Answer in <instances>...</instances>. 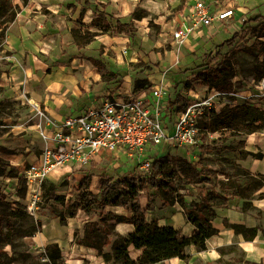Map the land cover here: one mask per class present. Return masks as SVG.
I'll use <instances>...</instances> for the list:
<instances>
[{"label": "rangeland", "instance_id": "rangeland-1", "mask_svg": "<svg viewBox=\"0 0 264 264\" xmlns=\"http://www.w3.org/2000/svg\"><path fill=\"white\" fill-rule=\"evenodd\" d=\"M101 1L114 3L115 9L111 12L116 17L134 22V39L113 26L108 33L97 35L92 43L78 49L73 44L71 28L78 25V20L90 23L93 17L90 10L81 17L82 0H28L26 4L22 0H12L19 6L15 20L4 36L0 34V216L3 217L0 260L5 264H119L113 260L105 262L95 249L78 244L76 239L84 234V224L88 220L101 223V217H108L109 212L129 215L125 207L107 206L103 213L96 208L79 210L74 218L63 224L56 215L65 212L66 207L53 204L44 197L47 187L53 183L57 193L65 195L66 203L75 200L78 192L73 186L86 174L94 175L91 190L96 193L103 175L118 179L133 174L145 187L140 195L144 210L149 204V194L156 193L154 209L146 210V220L172 225L184 236L192 233L194 227L186 220L180 203L166 206L161 196L147 185L153 168L148 178H142L136 163L110 153H105L101 161L89 167L54 173L44 182L37 200H34L22 177V170L41 153L40 131L50 129L47 125L50 120L60 121L68 114L78 112L80 99L86 94L102 96L114 91L135 92V81L148 79L153 85H163L169 98L175 96V93L171 94L173 80L168 74L159 73L157 66L169 70L189 65L228 35L238 33L243 38L236 42L235 50H224L227 56L237 59L238 74L231 82L230 93L215 98L217 111L227 102L235 104V98L237 103L248 102L264 110V87L252 74L257 60L240 48L244 43L249 46L264 43V37H256L248 30L247 22L250 16L264 13V0H218L219 6H234L236 16L229 23L218 21L211 27L200 28L183 43L177 42L174 29L187 0ZM126 2L128 6L124 7ZM92 29L96 30L95 27ZM94 59L102 61L107 71L116 75L120 71L126 72L124 80L108 81L98 72ZM189 85V89L181 92L189 99L211 93L210 87L191 78ZM208 119V114L201 117L202 128L208 127ZM255 133L263 139L254 144L249 135H234L229 130L209 132L205 148L199 144L193 152L163 143L155 159L175 155L181 159L178 164L185 160H201L204 165L216 169L221 179L227 175L236 176L238 172L232 164L246 165L245 160L241 164V148L236 146L241 141L247 150L263 155L261 159L253 155L247 158L256 163L263 160L264 165V131ZM175 166L171 161L164 162V169ZM11 167L16 168L18 178L9 176ZM133 168L136 170L130 172ZM174 183L179 192L184 193L188 205L199 197L201 185L187 183L179 177ZM24 187L26 191L22 196ZM244 201H230L225 206L216 201L213 224L218 233L207 240V249L197 251L191 246L187 261L175 257L163 264H264V198H254L253 208L247 212L241 208ZM224 219L246 227L257 226L258 234L252 241H246L242 235L235 234L233 228L226 227ZM116 230L126 234L128 227L119 224ZM53 243L60 247V256L55 260L49 256V246ZM108 250L111 251V247ZM129 252L136 259L141 250L131 246Z\"/></svg>", "mask_w": 264, "mask_h": 264}, {"label": "trees", "instance_id": "trees-1", "mask_svg": "<svg viewBox=\"0 0 264 264\" xmlns=\"http://www.w3.org/2000/svg\"><path fill=\"white\" fill-rule=\"evenodd\" d=\"M22 1L24 4L28 2V0ZM82 3L81 17L85 11L90 9L93 12V19L89 24L78 20V25L71 28L73 44L78 49L92 43L97 35L108 33L113 26L121 28V31L126 32L131 39H134L135 27L132 20L124 21L122 18L116 17L113 12L106 10L107 4L100 0H82ZM18 7V4H14L12 0H0V34L2 36L5 35L10 23L15 20ZM247 22L248 30L256 37H264V13L250 16ZM92 27H95L96 30H93ZM242 38L243 35L238 33L228 35L186 66L169 70L157 66L159 73L168 74L171 77L173 80L171 94H176L168 98L165 112L167 117H174L176 113L187 107L188 99L185 100L181 92L185 88L189 89L190 78L223 93H230L231 82L238 74V61L232 55L227 56L224 50L226 48L235 50L236 42L241 41ZM256 46H258L257 49ZM240 48L256 58L253 78L256 81H262L264 79V43L256 42L254 46L244 43ZM94 64L101 76L110 82H121L126 76V72L120 71L116 75L107 71L108 69L100 60L94 59ZM152 86L154 85L150 80L138 79L135 81L134 91L138 92ZM233 101H236L235 104L227 102L219 111L211 109L207 112L209 123L208 127L200 133L201 148H205L204 142L208 139L209 132L229 130L234 135L247 136L264 131V110L248 102L237 103L236 98ZM236 146L241 148L239 158L245 159L250 155L259 159L263 157L262 154H255L247 150L243 141ZM165 160L171 161L176 166L164 169ZM178 160L181 159L175 155L156 158L152 167L153 175L147 185L161 196L166 206L180 203L186 220L194 226L190 236H184L181 230L172 225H161L156 220H146V210L154 209L153 201L156 198V193L149 194V204L144 210L140 203V195L145 187L133 174L118 179L103 175L99 179L97 193L91 190L94 175L86 174L73 186L78 192L77 198L69 203H66L65 195L57 193L53 183L47 187L44 197L53 204H61L66 207L65 212L56 215L63 224H66L68 219L74 218L79 210L90 211L92 208H96L103 213L107 206H123L128 210L130 216L109 212L108 217H101V223L88 220L84 224V234L76 239L78 244L95 249L105 262L113 260L119 264H163L165 260L175 257L187 261L191 256L188 252L189 247L195 246L197 251H205L207 240L218 233V229L213 224L216 218L217 204L215 202L219 200L225 206L230 201L245 200L241 208L243 211H249L253 208L252 200L254 198H264L262 190L264 173L254 174L234 162L232 168L238 172L237 175H227L221 179L216 169L204 165L201 160H185L180 164H178ZM134 170L136 168L130 172ZM9 176L19 177L16 168L11 167ZM176 177L190 184L201 185L199 197L192 200L190 205L187 204L184 193H180L175 186L174 179ZM21 191L24 196L25 187ZM2 221L3 217L0 216V224ZM119 223L133 225L134 229L130 233L122 234L116 230V225ZM224 225L233 228L235 234L242 235L246 241L255 239L259 230L257 226L246 227L241 223H229L227 219H224ZM131 246L141 250L136 259L130 255L129 248ZM49 247L50 258L53 260L59 258L58 243H53ZM109 247H111V251L108 250ZM0 264H5V262L0 260Z\"/></svg>", "mask_w": 264, "mask_h": 264}, {"label": "built area", "instance_id": "built-area-1", "mask_svg": "<svg viewBox=\"0 0 264 264\" xmlns=\"http://www.w3.org/2000/svg\"><path fill=\"white\" fill-rule=\"evenodd\" d=\"M187 1L174 29L179 43L202 27H211L218 21L226 24L236 16L234 6H219L218 0ZM260 82L264 87V79ZM222 94L227 93L215 88L194 99L182 94L188 99L187 107L171 118L165 113L169 97L163 85L91 98L82 113L68 116L62 123L50 120V129L40 131L41 153L22 170L29 193L36 201L39 189L54 173L89 167L101 161L105 153L136 163L140 176L148 178L163 143L184 147L189 152L201 144L200 133L205 130L201 117L211 109L217 110L215 98Z\"/></svg>", "mask_w": 264, "mask_h": 264}, {"label": "crops", "instance_id": "crops-1", "mask_svg": "<svg viewBox=\"0 0 264 264\" xmlns=\"http://www.w3.org/2000/svg\"><path fill=\"white\" fill-rule=\"evenodd\" d=\"M101 1V0H100ZM127 1V0H126ZM102 2H105V1H102ZM106 3V2H105ZM127 3L128 2H126V4L124 5V7L125 6H128L127 5ZM107 8H106V10L108 11V12H111L113 9H115V7H114V3L112 4V3H107ZM90 10V9H89ZM91 11V10H90ZM92 12V11H91ZM93 13V12H92ZM116 16V15H115ZM92 19H93V17H92ZM92 19H91V21H92ZM83 23H85V24H89V22H83ZM114 92H116V91H114ZM109 94V93H108ZM107 95V94H106ZM103 96H105V95H102V96H99V95H95V94H92V93H88V94H86L85 96H83L80 100L82 101L81 102V104L78 106V112H76V113H74V114H68V116H74V115H78V114H80V113H82L83 111H84V108L86 107V105H88V103H89V101L91 100V98H95V99H101ZM243 96V95H242ZM245 96H247V95H245ZM183 97V96H182ZM67 116V117H68ZM65 120V118L63 119V120H60V121H55V122H58V123H62L63 121ZM248 138H250V141H251V139H252V142H254V144L255 143H257V142H259V140L260 139H263V137H260L259 135H257L256 133H253V134H250L249 136H248ZM249 141V142H250ZM249 150V149H248ZM249 157V156H248ZM35 160V159H34ZM243 160H245V162H246V165L244 164L243 165ZM241 164L244 166V167H246L247 169H249L252 173H255V174H259V173H264V165H263V160H258V163H256V162H251L250 160H249V158H245V159H242V162H241ZM128 215V214H127ZM131 214H129V216H130ZM119 224H124V223H119ZM119 224H117V225H119ZM189 224H191V223H189ZM125 226H127L128 227V231L127 232H125L126 234L127 233H130V232H132L133 231V229H134V227H133V225H130V224H124ZM192 225V224H191ZM193 226V225H192ZM194 227V226H193ZM194 229V228H193ZM193 231V230H192ZM173 259V258H172Z\"/></svg>", "mask_w": 264, "mask_h": 264}, {"label": "bare ground", "instance_id": "bare-ground-1", "mask_svg": "<svg viewBox=\"0 0 264 264\" xmlns=\"http://www.w3.org/2000/svg\"><path fill=\"white\" fill-rule=\"evenodd\" d=\"M45 229V228H44ZM250 245H253V244H250ZM174 259V258H173Z\"/></svg>", "mask_w": 264, "mask_h": 264}]
</instances>
